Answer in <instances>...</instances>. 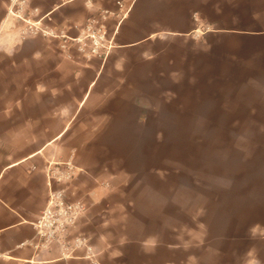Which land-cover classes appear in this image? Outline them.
<instances>
[{
  "label": "crops",
  "instance_id": "crops-1",
  "mask_svg": "<svg viewBox=\"0 0 264 264\" xmlns=\"http://www.w3.org/2000/svg\"><path fill=\"white\" fill-rule=\"evenodd\" d=\"M33 1L44 9V18L70 29L108 10L109 36L119 48L137 50L153 41L174 47L167 59L160 54L157 67L151 65V55H142V64L135 60L138 64L115 77L138 79L140 94L164 93L158 88L167 79L178 87L179 79L187 78L192 101L198 103L180 110L152 105L140 95L125 98L103 84L113 73L106 70L107 61L83 63L77 55L66 59L51 39L31 38L14 45L12 53L11 43L0 44L6 52L0 53V264H94L81 252L63 255L56 245L31 244L38 240L34 222L48 203L49 180L55 185L50 169L75 160L80 172L74 188L83 179H98L102 162L96 146L87 143H107L129 133L119 128L121 119L132 127L187 124L185 120L264 127V0ZM177 62H189L191 68L183 71ZM216 78L234 88L214 89ZM102 108L105 112L84 113ZM88 116L108 120L90 133L85 130ZM254 130V149L247 147L234 157L233 196L229 199L226 191L223 199L224 233H191L198 239L190 246L147 237L137 241L138 261L134 247L121 250L126 255L122 264H264V134ZM214 239L220 244L213 245ZM184 251V257L177 256ZM97 258L108 264L100 253Z\"/></svg>",
  "mask_w": 264,
  "mask_h": 264
},
{
  "label": "rangeland",
  "instance_id": "rangeland-1",
  "mask_svg": "<svg viewBox=\"0 0 264 264\" xmlns=\"http://www.w3.org/2000/svg\"><path fill=\"white\" fill-rule=\"evenodd\" d=\"M35 2L0 0V44L4 41L11 43L8 53L31 38L51 39L66 59L74 60L77 55L83 63L107 61L105 68L113 73L103 78V84L112 86L125 98L140 95L152 105L176 106L180 110L192 104L198 105L192 101L187 78L179 79L178 87H175L174 79H167L165 86L158 88L166 91L164 93L140 94L138 79L115 77V73L121 75L133 64H138L135 60H141L142 64V55H151V65L157 67V60L162 58L160 54L167 59L169 54L175 53L174 47H165L153 41L137 50H130L119 48L115 43L108 55L101 57L89 56L88 50H79L77 44H71L66 49L62 47L63 38L45 34L42 29H55L57 32L64 29L71 36H76L87 21L70 29L52 18H44V9ZM182 49L190 50L191 47L184 46ZM178 52H182L181 48ZM0 53H6L1 46ZM177 64L182 66L183 71L191 68L189 62ZM172 65L174 67L175 64ZM211 87L229 91L234 88V83L216 78ZM175 89L179 92L174 93ZM93 112H105V108L84 113L89 115ZM85 120V130L94 133L97 131L94 125L105 127L108 118L93 119L88 116ZM191 121L197 120L183 121L187 124L157 122L132 127L121 119L119 128L129 130V133L107 143H87L90 147L96 146L102 162L103 169L98 179H83V184L74 188L73 182L79 169L75 176L60 185L66 188L67 196L71 195L70 190L74 191L71 200L81 199L86 203L87 209L77 220L73 235L88 237L96 248L97 256L100 253L106 257L108 264H122L126 255L121 250L126 251L128 246L134 247L133 255L138 261L140 243L137 241L147 237L163 242L181 240L190 246L198 239H192L191 233H224L223 199L226 191L229 199L233 196L234 157L247 147L254 149V129L264 134V127L194 125L189 124ZM74 164L80 166L75 160ZM175 233H182V237L176 238ZM219 242L212 240L215 246ZM111 252L115 254L111 256ZM177 256L184 257L185 251Z\"/></svg>",
  "mask_w": 264,
  "mask_h": 264
},
{
  "label": "built area",
  "instance_id": "built-area-1",
  "mask_svg": "<svg viewBox=\"0 0 264 264\" xmlns=\"http://www.w3.org/2000/svg\"><path fill=\"white\" fill-rule=\"evenodd\" d=\"M118 4L123 8L121 1H118ZM108 13L109 11L105 10L98 17H91L76 36H71L64 29L60 32L55 29L42 30L45 34L63 38V48L67 49L71 44H77L79 50H88L89 56H107L110 48L115 45L114 39L108 33ZM78 170L72 160L67 161L64 167L57 164L50 169L49 179H54L55 185L53 186L49 180L48 203L34 222L38 240L31 244L35 247L56 245L63 255H75L81 252L94 264H101L97 258L96 248L89 242V238L83 234L73 235L77 220L87 209L86 203L81 199H69L66 188L60 186L75 176Z\"/></svg>",
  "mask_w": 264,
  "mask_h": 264
}]
</instances>
